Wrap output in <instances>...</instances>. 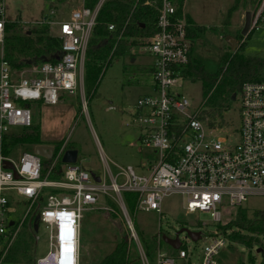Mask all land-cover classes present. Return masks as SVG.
Returning <instances> with one entry per match:
<instances>
[{
	"label": "built area",
	"instance_id": "1",
	"mask_svg": "<svg viewBox=\"0 0 264 264\" xmlns=\"http://www.w3.org/2000/svg\"><path fill=\"white\" fill-rule=\"evenodd\" d=\"M106 1L99 0L94 8H87L82 0L81 8L73 10L69 20L39 22L49 25L61 40L59 60L15 69L4 59L6 26L11 20L6 15V0H0V264H10L9 255L26 220L32 230L37 225L36 233L41 224L48 232V252L36 264H80L82 213L107 199L123 213L131 241L138 244L139 259L148 264L152 254L140 245L125 193L136 195L137 212L162 214L163 200L179 195L186 213L210 217L213 231L205 223L190 229L201 233L197 242L187 236L192 246L180 240L181 247H171V251L159 242L155 264H221L218 255L228 241L217 232L218 227L244 208L251 197H264V82L244 84L236 99L239 127L233 123L227 132H215L200 121L197 110L177 92L184 80L178 68L189 63L194 45L188 34L192 24L185 15L176 17L178 0H150L159 11L158 31L147 40L148 50L155 57L153 90L139 99L132 118L134 127L145 130L141 145L155 154L141 167L147 176L137 175L136 169L128 166L115 177L110 172L112 182L108 186L105 178L96 175L98 182L81 167L64 164L60 179L52 180L50 175L63 153L54 154L55 163L45 176L46 159L34 148L24 153L19 163L3 155V144L13 129L32 126L31 104L56 105L62 93L76 95L79 88L83 90L87 49ZM249 1L255 6L250 11L252 33L264 29V0ZM109 30L116 28L110 25ZM6 161L14 169H7ZM120 176L125 178L121 185L117 183ZM7 192L25 201L23 219L10 217V206L17 207L18 203L12 202ZM163 235L160 232V239Z\"/></svg>",
	"mask_w": 264,
	"mask_h": 264
},
{
	"label": "rangeland",
	"instance_id": "2",
	"mask_svg": "<svg viewBox=\"0 0 264 264\" xmlns=\"http://www.w3.org/2000/svg\"><path fill=\"white\" fill-rule=\"evenodd\" d=\"M5 5L7 17L18 23L23 32H29L34 27L43 26L39 22L45 20H69L71 12L81 8L82 0H6ZM254 9V4L249 0H184V15L204 29V33L194 42L193 56L202 62L206 71L217 72L222 56L232 51L235 44H238L237 48L244 44L243 55L264 58V29L249 32L247 37H240L244 15ZM51 34L53 35L52 31ZM148 39L149 37L131 39L130 42H135V45L130 47L128 55H114L92 94L88 93L84 82L83 90L79 88L76 95L62 93L61 102L56 105L31 104L33 124H39L43 144L57 147V153L63 155L68 150H77L79 157L76 165L90 174L105 178L108 186L112 182L110 172L115 177L121 169L128 166L135 168L137 175L147 176V172L141 167L147 164L148 158H155L153 150L141 145L140 138L145 130L134 127L132 121L138 111L139 99L153 90L152 68L155 57L148 50ZM179 85L177 92L189 101L191 109L198 112L204 104L201 81L182 80ZM238 110L239 102L236 100L231 110L225 113L223 126L214 131L227 132L233 123L239 127ZM21 131L14 128L12 134L16 135ZM33 148L23 144L14 145L6 157L19 163L21 156L31 152ZM55 158L57 155L45 162V175L55 163ZM124 181L123 176L117 179L119 185ZM7 195L12 202L18 203L17 207L10 206V217L23 219L27 211L25 201L15 193L7 192ZM109 201L115 205H111ZM245 207L251 211H264V197H251ZM161 211L162 214L155 211H129L140 245L149 255L152 254V258H148V264H155L153 259L157 253L154 251L159 242L163 249L171 250L161 240L162 237L160 239V232L175 238L181 229L193 230L202 227L204 223L208 230L214 229L209 216H192L186 213L183 199L179 195L165 198ZM236 215L237 211L233 212L221 226L235 222ZM221 226L217 232L228 241L218 255L221 264H236L239 259L244 264H261L257 249L248 250L231 241L229 236L235 229L230 227L223 232L220 230ZM26 231L23 227L20 240L23 241L27 236ZM33 232L34 244L29 254L31 264H36L48 252V232L43 224L37 233L35 230ZM122 236L129 242L132 264H143L139 259L141 256L136 240L131 241L123 213L114 201L101 200L94 210L82 213L80 263H99L114 251ZM187 236L184 232L179 238L185 245L192 246Z\"/></svg>",
	"mask_w": 264,
	"mask_h": 264
},
{
	"label": "trees",
	"instance_id": "3",
	"mask_svg": "<svg viewBox=\"0 0 264 264\" xmlns=\"http://www.w3.org/2000/svg\"><path fill=\"white\" fill-rule=\"evenodd\" d=\"M98 1L84 0V6L94 8ZM183 4L184 0H178L177 18H182L184 15ZM158 13V8L155 4H151L150 0L138 2L107 0L104 3L98 14L86 54L85 86L89 94L97 89L101 75L112 57L126 56L130 53V47L135 45V42H130L131 39L149 37L158 31ZM187 19L193 26L188 30V34L195 42L199 35L204 33V29L197 26L192 19ZM110 25H114L116 30L110 31ZM34 28L29 32H23L18 23L8 22L4 59L12 68H30L45 61L55 63L59 58L62 43L59 38L51 34L50 26ZM240 37L242 38V35ZM243 46L244 44L239 46L236 51L226 52L215 73L206 71L202 62L194 56L187 65L178 68L184 80L201 81L204 104L198 109L197 118L210 129H219L223 126L225 113L231 110L233 98H238L245 83L264 82V58L243 55ZM20 130L22 131L19 134H11L6 138L2 148L3 155L8 156L14 145L23 144L35 148L43 144L39 124L34 123L29 128ZM57 151L56 147V153ZM63 165L59 160L50 179H60ZM45 173L46 169L43 171V176ZM136 198L133 193L124 194L129 211L136 210ZM110 204L115 205L112 202ZM29 223L30 221L26 220L23 226L27 229V236L23 241L20 240V235L23 234L21 231L11 250L8 258L10 264L32 263L29 252L34 244V232ZM230 227L235 229L229 236L231 241L248 250L260 249L261 264H264V211L240 208L237 210L235 222L221 226L220 230L225 232ZM132 258L129 242L125 236H122L114 251L96 264H132ZM236 264L244 263L239 259Z\"/></svg>",
	"mask_w": 264,
	"mask_h": 264
},
{
	"label": "water",
	"instance_id": "4",
	"mask_svg": "<svg viewBox=\"0 0 264 264\" xmlns=\"http://www.w3.org/2000/svg\"><path fill=\"white\" fill-rule=\"evenodd\" d=\"M251 17H252V13L250 11H247L244 15V26H243V29L241 31V35L243 37H247L249 32H250ZM237 45L236 44L234 45L232 51H236ZM57 60H59V58H57ZM45 62H48V61H45ZM233 101H236V97L233 98ZM34 152L37 155L46 159L47 161H50V160H52V158L56 152V148L52 145L40 144V145L35 146ZM78 157H79V152L77 150H68L64 153V155L62 157V163L65 165H76V163L78 162ZM4 164H5V167L7 169H14L11 162L6 161V162H4ZM92 176L98 182H100V178L96 177L95 174L92 173ZM16 177H17V175H16ZM37 228L38 227L36 225L35 230H37ZM184 232H186L188 237L191 238L194 242H197L201 239V233L200 232H193L190 229L183 228L179 232H177L175 239H171L168 236L163 235L162 240L164 241V243H166L167 245L172 247L174 250H178L181 247V242H180L179 236L181 233H184ZM260 251H261L260 249L257 250V253H260Z\"/></svg>",
	"mask_w": 264,
	"mask_h": 264
},
{
	"label": "crops",
	"instance_id": "5",
	"mask_svg": "<svg viewBox=\"0 0 264 264\" xmlns=\"http://www.w3.org/2000/svg\"><path fill=\"white\" fill-rule=\"evenodd\" d=\"M81 260V259H80ZM81 262V261H80ZM81 264V263H80Z\"/></svg>",
	"mask_w": 264,
	"mask_h": 264
}]
</instances>
